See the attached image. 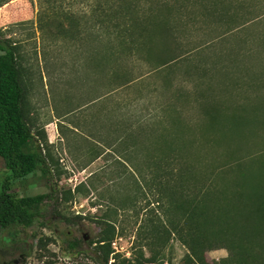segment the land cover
<instances>
[{
  "label": "rangeland",
  "instance_id": "rangeland-1",
  "mask_svg": "<svg viewBox=\"0 0 264 264\" xmlns=\"http://www.w3.org/2000/svg\"><path fill=\"white\" fill-rule=\"evenodd\" d=\"M104 1L0 0L1 39L15 47L24 110L48 167L13 184L19 194L48 197L30 227L0 231V264H104L102 237L112 250L107 264H194L176 234L160 248L148 232L165 220L153 201L170 169L165 146L197 162L264 161V0H197L228 8V20L203 21L201 7L192 8L178 34L191 62L157 70L159 56L171 55L164 48L175 46L164 47L163 26L151 45L133 44L130 59L120 23L140 12L120 16L109 0L104 14ZM108 48L116 55L103 59ZM114 68L136 79L116 91ZM212 100L223 115L250 120L221 126L223 138L206 132L203 104ZM8 174L0 157V189ZM228 255L205 252L210 264Z\"/></svg>",
  "mask_w": 264,
  "mask_h": 264
},
{
  "label": "trees",
  "instance_id": "trees-1",
  "mask_svg": "<svg viewBox=\"0 0 264 264\" xmlns=\"http://www.w3.org/2000/svg\"><path fill=\"white\" fill-rule=\"evenodd\" d=\"M108 1L105 0L101 8L104 14L109 10L106 7ZM139 1H113L125 12L120 13V16L140 12L137 19L130 18L127 23H120V30L123 31L120 35L124 36L128 32L130 35L129 38L124 36L127 40V47L124 48L128 50L130 59H137L133 57L132 45H151L161 26L166 35L164 47H167V43L175 45L171 49L164 48L171 55L164 56L165 58L159 56L161 63L153 70L162 65L177 64V61H186V64L191 62L189 58H185L184 51H181L182 44L178 34L185 26V16L193 13L192 8L197 5L201 7L199 17L203 21L210 20L211 17H216L219 22L228 20V8L217 9L209 1ZM161 8L163 11H160ZM199 17L194 14V20L199 21ZM135 30L136 34L133 32ZM113 55L114 50L108 48L102 53V58ZM193 72L196 71H187L190 76ZM112 74L117 79L116 91L136 79L128 76V70L123 72L114 68ZM24 94L15 47L2 40L0 33V157L9 172L0 189V231L9 234L15 232L12 230L20 232L30 227L39 216L44 199L48 197L47 194H19L13 186L16 182H23L37 170L42 174L48 171L46 158L40 146L34 143V134L24 110ZM203 112L206 132L210 128L217 133L220 130L222 138L225 133L221 126L238 128L250 120L249 116L241 113L230 117L223 115L213 100L203 104ZM165 149L166 154L161 160H164L163 167L170 169L164 170L165 175L160 174L165 180L156 186L159 189L153 200L162 209L165 220L149 228L151 243L164 248L173 233L187 247L191 263L210 264L205 252L226 248L229 255L213 264H264V161L233 157L197 162L183 158L176 146L167 144ZM203 170L207 174L198 177L196 172ZM175 178L178 184L172 183ZM106 240V237H102L96 244L105 253L104 264H107L112 251L110 244L104 243ZM154 259L155 257H151V260Z\"/></svg>",
  "mask_w": 264,
  "mask_h": 264
}]
</instances>
